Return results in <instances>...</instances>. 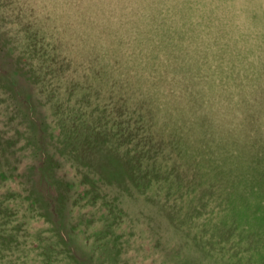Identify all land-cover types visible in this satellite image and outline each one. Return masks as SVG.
<instances>
[{
  "label": "rangeland",
  "instance_id": "obj_1",
  "mask_svg": "<svg viewBox=\"0 0 264 264\" xmlns=\"http://www.w3.org/2000/svg\"><path fill=\"white\" fill-rule=\"evenodd\" d=\"M0 264H264V0H0Z\"/></svg>",
  "mask_w": 264,
  "mask_h": 264
},
{
  "label": "bare ground",
  "instance_id": "obj_2",
  "mask_svg": "<svg viewBox=\"0 0 264 264\" xmlns=\"http://www.w3.org/2000/svg\"><path fill=\"white\" fill-rule=\"evenodd\" d=\"M184 23V22H183ZM205 39V38H204ZM181 43H182V41H181ZM208 46V45H207ZM213 50V49H212ZM221 79V78H220Z\"/></svg>",
  "mask_w": 264,
  "mask_h": 264
}]
</instances>
